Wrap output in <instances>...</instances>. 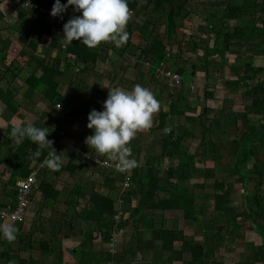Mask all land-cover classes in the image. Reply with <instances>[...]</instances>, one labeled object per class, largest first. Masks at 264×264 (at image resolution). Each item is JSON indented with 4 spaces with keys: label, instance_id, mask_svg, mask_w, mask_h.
I'll use <instances>...</instances> for the list:
<instances>
[{
    "label": "trees",
    "instance_id": "obj_1",
    "mask_svg": "<svg viewBox=\"0 0 264 264\" xmlns=\"http://www.w3.org/2000/svg\"><path fill=\"white\" fill-rule=\"evenodd\" d=\"M257 1V3L251 4H238L237 2L233 3L229 0V3L224 8V12L227 13V18L230 20H245L248 22L244 25L227 29L226 24L221 18L209 21L206 28L209 32L215 34L214 41H217L222 36L223 38H226L227 41H232L241 47L251 44L254 45L255 49V52H249L251 59L256 56H264V0ZM35 2L42 7H51L53 4L52 0H40V2ZM151 3H153L152 13H161L164 26L163 33L169 41L172 34L174 35L177 30H181V22H186L189 17V12L186 9L188 0H128L131 12L136 11L139 4L149 5ZM19 9L17 16L20 20H23L28 14L36 15L33 10H26L21 7V5ZM1 16L2 15L0 14V18ZM40 18L43 19L42 17ZM48 21L51 28H55L56 26L59 28L60 23L54 20ZM60 26L62 29L63 25ZM126 30L129 33V37L133 32H137V34L141 35V39L136 45H133L130 40L127 41L125 47L121 49L120 56L126 52L127 48H131L133 54L136 56L135 66L138 67L140 64H147L149 66L148 75L153 77V80L162 79V82H166L165 85L167 84L168 91H173L179 85H185L186 83L184 80H190L191 76L194 77L193 72H190L189 74L187 73L188 71L183 68V63H181L180 60L177 61V64L173 63L175 56L174 59H171V55L174 54L171 45L168 41L164 42L161 35L154 32L153 29H149L145 25L135 26L134 23L130 21L126 26ZM23 35L24 34L21 33L20 36L22 43L27 39V35H24V38L22 37ZM48 42V47L44 48L45 50L39 49L38 43L33 40H31V47L29 45L25 46V49H30L31 51V64L33 63L31 74H29L25 83L27 85V90L31 91V96L33 94L39 95L41 99L47 103V112L52 111L53 113L54 110L52 107L55 105V100H58L61 97L62 103H65L68 100V98L63 97L58 90L59 79L65 75L64 69L80 65L84 70L88 68L90 71H93L95 65L99 61L105 62V60L109 59L110 52H115V45L110 42H105L99 45L96 49H89L79 41H73L72 45L67 47L62 46L61 49H57L59 38H50L48 39ZM184 44L188 43L186 42ZM191 44L194 51L197 50L198 46L196 47V45L199 43L194 40ZM179 45L182 48L183 44L179 43ZM203 46L204 59L213 54H216L217 56L224 54L230 47L228 43L224 46L225 50L216 49L215 43L212 45V48H209L207 44ZM48 48L50 50H56L54 57H48ZM180 49L178 51L182 53L183 51ZM39 51L40 53H37ZM62 53L65 55L64 69L60 70L55 63L59 60V56ZM182 55L183 54H179L178 58L181 59ZM247 64L249 65L250 63H246V65ZM192 70L194 71V69ZM163 71L177 75L180 78V84H174L163 74ZM110 75H112V73H110ZM235 76L236 78L233 80H226V85L228 87H238L240 85L246 86L247 82L253 81L254 78H257L252 89L262 90L255 93L254 101L251 104L253 115L257 118H255L256 122L248 124V128L244 131V134L242 133L240 139H233L231 142L233 167L230 173L237 175L238 183L244 184V186L253 184L255 188L259 189L264 184V160L256 159L252 163L250 169L247 168V161L249 157L255 155L256 151L260 152L259 149L264 152V67L253 66L250 64L248 69L243 70L241 73L237 72ZM114 77L115 76L111 78L110 83L114 81ZM260 78L261 80H259ZM97 93L99 94L100 91H97ZM106 93L107 90H105L102 95L103 99L106 98ZM192 94L193 93L187 95L182 89L177 93L174 100H172V96L169 94L170 99L167 104V110L161 109L155 118L154 129L164 131L163 137L159 141L161 145V157H165L169 162L166 168L163 169L162 176L158 174L159 167L156 165L155 158H152V161L150 162L147 161L144 165H139L128 171L127 175L114 169H108L105 174L104 169H101L102 171H100L99 167H93L95 171H100L103 175V186L108 188V193H91L87 199V208L81 211L82 214L85 215V220L96 224L97 233H95V237H92L89 243H80L79 253L81 254V262L79 264L92 263L90 262L89 257L93 252L92 246L97 238L103 242L105 250L104 254L111 256L106 251V243L110 240L113 232H115L116 238L120 236L122 237L126 227L135 230H140L141 227L143 229L142 232L137 233V240L133 242L132 249L128 253L130 257H134L138 252L143 255V249L148 248L150 251L153 250V255L159 258L165 253L169 255H174L175 253H177V255L189 254L196 264H222L220 261H213L212 256L217 248L223 246L225 237L231 238L233 235H238L236 230L233 231L232 229L237 225L240 218H242L249 228L260 238V245L258 246L257 252L259 255H262L261 264H264V194L253 193L250 196L244 194L242 211L235 212L233 207L228 205L229 202H231L230 196L235 193L233 184L224 181H215L213 187L216 190L223 191L224 204L211 205V203H207L209 198L206 199V196L203 194L205 202L203 201L199 204L200 208L198 209V212L200 216H197L195 208L197 201L194 192L191 188L183 185L188 180H192L197 173H200L204 178L208 174H211L212 171L205 166L208 162L206 161L207 153L205 151L203 152L202 159L197 160L194 153H190L184 148L183 139L192 137L193 133L189 130H183L184 132L182 131L181 134H178L174 123L175 119L184 118L186 122L191 123H194V121L196 123L199 120L202 136L200 147L203 150H205V145L208 143L209 136L212 134L213 129L218 126L216 119L213 120V117L212 119L206 117V114L209 111L207 106L203 107L201 113L199 112L195 115L186 113L189 111L195 112L197 110L195 103H188V96H195ZM13 96L14 93L10 89L0 90V101L6 106L12 104ZM204 101L206 104V101H208L207 98ZM102 102H104V100H102ZM92 109L103 111L102 107L99 105L97 107L87 105L83 109H79L72 105L67 111V114L71 115L73 120L76 121L83 113L89 115ZM242 114L243 113L236 114L235 112H232L230 124L232 123L235 125L238 116L247 123L250 122L248 115L243 114V116ZM165 129H171V131L166 132ZM50 136H52V133ZM50 136H48L47 139L52 141ZM29 144L30 147H28ZM209 147L213 148L215 145L211 143ZM37 148L38 146L35 143H27V141L16 148V151H19L23 156V160L19 161L15 166L6 186H14L17 187V189L11 192L13 203L7 205L3 204L0 208L15 205L16 195L19 189L17 183L23 181L35 167L39 168L40 166H42L39 169L41 178L39 179L36 188L31 193V196L32 194L39 193L43 201L55 200L58 191L55 190L54 187H52V184L44 177V175H42L44 171L43 168H46L43 162L51 149L45 148L41 151L39 157H34ZM22 149H24V151ZM29 149L31 150V159H28V161L31 162V169L27 165V151ZM214 150L215 151H213L212 154L216 152L215 148ZM161 157H157V159H160ZM216 158L218 159L219 156ZM174 159H176L175 163L172 162ZM200 163L201 165H197ZM76 169V165L69 161L68 163L63 164L59 171L53 170V172L55 176H59L64 171L72 174ZM127 177L130 186L127 189H123V182ZM6 186L4 188H6ZM200 186L202 191H204V182ZM80 189L79 186L73 187L71 194L77 198ZM113 194H116V196H113ZM118 201H123V204H128V211H126V209L120 211L117 204ZM210 208H213L214 211L218 212V215L223 214V212L234 213V219L231 222H228L230 225L228 228L226 226L223 227L222 225H218L215 228L217 234L212 233L211 235L210 233L205 232L204 229V226L207 225L204 212ZM146 211L149 212V215L146 214ZM177 211L182 212L185 220L200 222L195 224H197L196 226H198V224L202 225L198 227L200 230L198 232L202 235L201 240H196L194 237H190V240L187 241L180 236V231L178 229L173 226H167L165 214ZM116 216H120L118 220H115ZM192 228L194 229L195 227L193 226ZM119 229H122V233H118ZM222 230L225 231L224 236L221 235ZM31 234H34L32 233V229ZM143 235H147L148 240L143 241ZM140 245H143V248ZM26 246L27 245L20 249L22 254L28 253L31 248ZM116 246L118 247L117 243ZM2 247L3 245L0 234V263L5 261V264H18L20 255L17 253V257L11 260L8 251H5ZM38 249L40 250L42 257L51 258L55 253V251L49 246L48 242L46 243L44 240L40 241ZM253 250L254 249H252V256L247 259L249 261L256 260V251ZM117 254H119L118 248L115 256Z\"/></svg>",
    "mask_w": 264,
    "mask_h": 264
},
{
    "label": "rangeland",
    "instance_id": "obj_2",
    "mask_svg": "<svg viewBox=\"0 0 264 264\" xmlns=\"http://www.w3.org/2000/svg\"><path fill=\"white\" fill-rule=\"evenodd\" d=\"M17 1L21 2V0ZM35 1L40 2V0ZM230 2H237L238 4H251L257 3L258 1L230 0ZM60 3L66 4L67 0H60ZM228 3L229 0H188L186 9L189 12V17L186 22H181V30H177L174 35L172 34L169 41L163 33L164 26L161 13H152L153 3L149 5H140V3L137 10L131 12L130 21L134 23L135 26L145 25L147 28L153 29L154 32L161 35L164 42L168 41L171 45L172 52L174 53L171 55V59H174L175 56L173 63L177 64V61L180 60L181 63H183V68L188 71V74L193 72L194 77L191 76L190 80H184L186 84L182 86L179 85L173 91L167 90V84L165 85L166 82H162V79L153 80V77L148 75L149 66L147 64H140L138 67L135 66L136 56L133 54L131 48H127L126 52L120 56L121 49L125 47L126 43L121 47L115 46V52H110L109 59L105 60V62L99 61L95 65V69L93 71H90L88 68L84 70L80 65L64 69L63 57H61L59 61H56L55 64L60 70L64 69L65 73V75L59 79L58 90L61 95L68 98V100L65 103L61 102L62 97L55 100V105L52 108L54 112H56V115L55 113L50 115L47 114V110L45 109L47 103L41 99L39 95L33 94L32 97H30L31 119H25L26 122H31L30 124L36 127H47L49 136L52 133V136H50L52 141L57 142L58 144L57 153L64 159L63 164H66L71 159L70 161H72L77 167L76 171L72 174L65 171L59 176H55L53 170H50L45 165L46 168L43 169L44 171L42 175H44V177L52 184V187L58 191L51 215L58 216L57 214L65 211L67 205L62 201L68 199L67 194L70 193L75 186H79L82 190H84L83 193H88V195L98 192H102L103 194L106 192L108 193V188L103 186L104 177L100 172L104 169L106 174L108 169L98 166L100 171H95L93 167L97 166L93 163L98 159L106 161V163L110 165L116 163L108 160L106 156L97 155L84 143L87 136L94 134V130H89L87 128L88 114L83 113L76 121H74L73 117L67 114V111L72 105L79 109H83L87 105L96 107L99 105L103 109V103L106 101L108 96V88L120 87L125 90H131L137 83L150 89L154 93L155 98L161 102L163 110H167V104L170 99L169 94H171L172 100H174L177 93L182 89L187 95H191V93H193L192 95L195 96H188V103H195L197 110L195 112L189 111L186 113L195 115L199 112L201 113L203 107L207 106L209 111L206 114V117L209 119H212L213 117V120L216 119L218 122V126H216L217 128L215 127L213 129L212 134L209 136L208 143L205 145V150H203L200 147L202 136L199 120L196 123L195 121L194 123L186 122L184 118H178L174 121L178 134H181L183 130H189L193 133L192 137L183 139L184 148H186V150L190 153H194L197 160L202 159L204 154L203 152L205 151L207 153L206 161H208L205 166L212 171L211 174H208V172V175L206 174L207 176L204 178L200 173H197L194 175L192 180H188L183 184L191 188L194 192L195 199L197 201V205L195 206L197 216H200L198 212V209L200 208L199 204L203 201L205 202L203 194L206 196V199L209 198L207 203H211V205L224 204L223 191L216 190L213 187L215 181H224L233 184L235 193L230 196L231 202H229L228 205L233 207L235 212L242 211L244 194L249 196L253 193L264 194V184L259 189L255 188L253 184L244 186V184L237 182L236 174L234 175L230 173L233 167L231 158L233 156L231 142L233 139H240L242 133L244 134V131L248 128V124L256 122V117H254L253 111L251 110V104L254 101L255 93L260 92L262 89H252L257 78H254L253 81L247 82L246 86L240 85L238 87H228L226 85V80L235 79V74L248 69L250 64L253 66L264 67V56H256L251 59L249 52H255L254 45L251 44L241 47L232 41H227L226 38H223L222 36L217 41H214L215 34L209 32L206 28L209 21L221 18L226 24L227 29L244 25L248 22L245 20H230L227 18V13L224 12V8ZM11 4L16 6L15 4L17 3L11 2ZM17 5H19V3ZM16 8L18 9L20 7L16 6ZM69 10V13H76L73 11L72 7H70ZM6 15L8 16V14ZM80 15L82 14L80 13ZM10 16L12 19L6 20L1 25H8L7 28L10 29L12 23H15L16 21L15 24H20V27L22 26V19L20 20L18 16L16 17L15 15L12 16L10 14ZM60 25L64 26V24L61 23ZM19 26L18 28H20ZM63 26L61 29L62 31ZM37 36L40 38L38 39L40 40L39 43H43L49 39L45 38L42 33ZM140 39L141 35L137 34V32H133L129 37V40L133 45L138 44ZM194 40L199 43L196 45L198 48L195 51L191 44ZM186 42L188 44H184ZM45 43L47 44V42ZM179 43L183 44L182 48ZM214 43L216 44V49L218 50H225L224 46L226 43H228L230 47L224 54L219 53L220 55L218 56L213 54L204 59L203 45L207 44L209 48H212ZM179 49L183 52L181 53L178 51ZM37 53H40V51ZM179 54H183V59L182 57L181 59L178 58ZM246 63L250 64H247V66ZM192 69H194V71ZM110 73H112V75H110ZM1 74L2 73L0 72V76ZM28 76L29 75L25 74V72H21L19 77L24 80L27 79ZM113 76H115L114 81L110 83ZM259 80H261V78ZM105 90H107L105 95L106 98L103 99L98 95L97 91L104 93ZM206 98L208 101H206L205 104L204 100H206ZM102 100H104V102H102ZM43 103H46V105ZM57 105H60V108H57ZM24 106L26 108V104H24ZM232 112H235L236 114L243 113L244 115H248L250 122L247 123L238 116V118H236L237 121L235 125L232 123L230 124ZM157 114L154 115L152 128L139 133L131 142V147L132 158L137 160L138 165H144L147 161L150 162L152 161V158H155L156 165L159 167L158 174L162 176V171L166 168L169 162L165 157H161V145L159 141L163 137L164 131L154 129ZM211 143L214 144L215 147H209ZM214 148L216 149V152L212 154V152L215 151ZM259 150L260 152L256 151L254 156L248 158V169L251 168L252 163L256 159L264 160V152L261 151V149ZM217 155L219 156L218 159L216 158L218 157ZM157 157L161 158L157 159ZM172 162L175 163L176 159L172 160ZM197 165H201V163ZM40 178L41 173H38L37 184ZM203 182L205 184L204 191H202L200 186ZM114 196H116V194ZM36 200L37 196L32 201L31 207L33 203H36ZM50 202L53 201L47 200V204L49 206H51ZM118 202L117 204L120 211H122L120 208L128 211V204H123V201ZM37 208H39V205ZM31 213L34 214L35 212L32 211ZM146 214L149 215V212L146 211ZM204 216L207 221V225L204 226V229L205 232L210 233V235L212 233L217 234L215 228L218 225H222L223 227L226 226L228 228L230 226L228 222H231L234 219L233 212H223V214L218 215V212L214 211L213 208L207 209L204 212ZM70 218H72V216L68 215V219ZM165 218L167 219L168 226H173L179 231L183 230L180 231V236L187 241L190 240V237H194L196 240L202 239V235L198 232L200 231L198 227L202 225L198 224V226H196L197 224H195L200 223L199 221L192 222L185 220L181 211L168 213L165 215ZM31 219H34L33 215L31 216ZM88 222H86V227ZM89 224L92 228L97 227L95 223L89 222ZM193 226L195 227L194 229H192ZM128 228L131 229L130 227ZM96 229L92 231V237H95V233H97ZM232 230H236L238 235H233L231 238L225 237L223 246L217 248L212 258H216V260L220 261L222 264H261L262 255H259L257 252L258 246L260 245V238L258 235L249 228L242 218L239 219L237 225L233 227ZM224 234L225 231L222 230L221 235L224 236ZM97 240L98 238L96 241ZM116 241L117 244H120V242H118V237L116 238ZM117 248L118 247L116 246V252ZM252 249H254L253 251H256L255 261L247 260L250 256H252ZM115 253L111 256L115 255ZM99 255L101 254L99 253L98 256ZM180 263H183V261L181 260ZM157 264L159 263L157 262Z\"/></svg>",
    "mask_w": 264,
    "mask_h": 264
},
{
    "label": "crops",
    "instance_id": "obj_3",
    "mask_svg": "<svg viewBox=\"0 0 264 264\" xmlns=\"http://www.w3.org/2000/svg\"><path fill=\"white\" fill-rule=\"evenodd\" d=\"M11 2L19 3V5L15 4L19 7L21 5L20 1L18 2L17 0H0V14L2 15L0 18V72L2 73L0 76V90L10 89L14 93L11 105L6 106L0 101V194H3L0 195V206L3 204H12L11 192L17 189V187L14 186H6L15 166L19 161L23 160V156L19 151H16V148L25 141H27V143L31 142L28 139H24L23 142H17L11 137V130L14 127L26 126L31 123L25 121L26 118L31 119V91L27 90V85L25 83L26 79L23 80L19 77L21 72H25V74L28 75L31 74V66H33V63L31 64V51L30 49H25V46L29 45L31 47V40H33L38 43L39 49H44L48 47L49 42L45 41L47 44L45 42L39 43L38 41L40 40L38 39L40 38L37 35L42 33L47 39L59 38V40L62 39L63 35L60 25L59 28H57L58 26L51 28L47 19H41L39 16V18L36 17V15L32 16V14H28L23 18L21 27L19 26L20 24H15L16 21L12 23V26L10 25V29L7 28L8 25H1L6 20L12 19L10 14L17 17V12L20 9H17ZM52 2L55 3L56 1L52 0ZM53 5L54 4H52L51 7H53ZM69 9L70 7L66 12L69 13ZM6 14H8V16ZM18 26L20 28H18ZM21 33L27 35V39L24 43L21 42ZM24 35L22 36L23 38ZM61 47L62 44L59 41L57 49H61ZM47 54L48 57H54L56 50L54 51L48 48ZM64 56L65 55L62 53L59 56V60L61 57L64 59ZM98 95L102 98L103 93L100 91ZM24 104H26V108ZM43 104L46 105V103ZM54 113L56 115V112H47V114L50 115ZM57 145V142H54L53 147L56 152L58 148ZM28 147H30V144ZM22 150L24 151V149ZM27 153V165L31 169V162L28 161V159H31V150L29 149ZM62 160L64 161L63 158ZM21 182L19 181L17 184L20 185ZM5 186L6 188H4ZM83 191L84 190L80 189L77 198L73 196L71 192L68 193V199L62 201L67 205L66 209L63 213L57 214L58 216L51 215L53 212V204L56 202V199L50 202L51 206H49L47 200L43 201L39 193L32 194L24 222L20 224L11 223L19 230L16 240L9 242L4 239L1 234L2 248L8 251L10 259L13 260L16 258L18 253V255H20L18 264H79L81 262V254L79 253L80 243H89L92 238V231L97 228H92L89 224L90 221L88 222V220H85V215L81 212L83 209L87 208V199L90 196L88 193H83ZM114 195L115 194H113V196ZM36 196V203H33L31 207V203L34 200L33 198ZM38 205L39 208H37ZM32 211L35 213L32 214ZM32 215L34 219H31ZM68 215L72 216V218L68 219ZM86 222H88L87 227ZM2 223L8 222L0 221V224ZM31 229L34 234H31ZM142 230V227L140 230L126 227L125 234L122 235V237H118V242H120V244L118 243L119 254L116 256L104 254L103 242L97 240L93 243V252L89 257L90 262H92L91 264H157V262L159 264H196L189 254L177 255V253H175L174 255H169L165 253L159 258L154 256L153 250L150 251L148 248L143 249V255L138 252L134 257H130L128 253L132 249L133 242L137 240V233L142 232ZM142 237L143 241L148 240L147 235H143ZM42 240L46 243L48 242L52 250L55 251L51 258L41 256L38 246ZM23 245L31 247L28 253L22 254L20 252V249L24 247ZM140 246L143 248V245ZM99 253L103 254L98 256ZM181 260L183 263H180ZM212 260L217 261L214 257ZM4 262L0 264H5Z\"/></svg>",
    "mask_w": 264,
    "mask_h": 264
},
{
    "label": "clouds",
    "instance_id": "obj_4",
    "mask_svg": "<svg viewBox=\"0 0 264 264\" xmlns=\"http://www.w3.org/2000/svg\"><path fill=\"white\" fill-rule=\"evenodd\" d=\"M24 6L31 8L30 0ZM69 7L82 15L73 16L64 24L63 38L59 40L62 46L79 41L89 49H96L105 42L121 47L129 40L126 30L131 17L128 0H67L66 4L56 0L51 16H62ZM108 90L103 111L92 109L88 115L87 128L94 130V134L87 136L84 143L97 155L116 162L119 172L126 173L139 166L132 158L131 142L139 133L152 128L154 115L161 111L162 105L150 89L139 83L131 90L120 87ZM165 131L170 132L171 129ZM48 136L47 127L31 124L11 130L13 140L23 142L28 139L38 146L34 157H39L43 149L50 148L43 163L50 170L59 171L63 160ZM18 231L14 224H0V234L9 242L16 240Z\"/></svg>",
    "mask_w": 264,
    "mask_h": 264
},
{
    "label": "built area",
    "instance_id": "obj_5",
    "mask_svg": "<svg viewBox=\"0 0 264 264\" xmlns=\"http://www.w3.org/2000/svg\"><path fill=\"white\" fill-rule=\"evenodd\" d=\"M29 0H21V7H23L26 10H33L36 15H39L40 17L48 20H54L58 23L65 24L70 18L73 16H79L78 13H68L65 12L62 14V16L58 17H52L51 11L53 7H42L39 6L38 3L35 1L30 0V3L32 7L24 6L26 3H28ZM163 74L170 79L174 84H180V78L177 75H173L169 72L163 71ZM57 108H60V105L56 106ZM103 162V163H102ZM95 166H101L105 169H114L116 171V163L115 164H108L106 161H101V159H98L93 163ZM42 167V166H40ZM39 168L33 169V171L25 177V179L22 181V183L19 185V189L16 195V203L14 206H6L3 208H0V221L2 222H8V223H23L25 220L27 208L29 205L30 195L33 192V190L36 188L37 185V174L39 173ZM119 172V171H118ZM128 172L125 174L127 175ZM129 180L128 177L123 182V189L129 188ZM120 217V216H119ZM118 216L115 217V220H118ZM115 231V230H114ZM118 233H122V229L118 230ZM116 234L113 232L111 234V238L106 243V251L112 255L116 252Z\"/></svg>",
    "mask_w": 264,
    "mask_h": 264
}]
</instances>
